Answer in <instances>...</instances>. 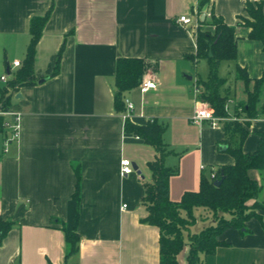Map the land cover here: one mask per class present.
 Segmentation results:
<instances>
[{
  "label": "crops",
  "instance_id": "0c3cea01",
  "mask_svg": "<svg viewBox=\"0 0 264 264\" xmlns=\"http://www.w3.org/2000/svg\"><path fill=\"white\" fill-rule=\"evenodd\" d=\"M247 1L260 2L264 15V0H0V76L7 80L26 57L31 19L47 14L34 47L31 82L14 90L7 108L10 122L19 117L17 136L11 138L8 125L0 131V217L14 221L0 239V264H159V228L144 220V183L152 181L149 162L157 152L124 130L125 101L123 109L114 103L117 59L148 62L141 81L157 84L146 91L132 87L123 100L133 104L131 122L155 118L165 124L162 137L172 151L164 163L177 169L168 177V194L179 201L184 192L199 190L202 175L233 163L223 144L239 141L238 133L225 129L229 120L215 126L191 120L197 107L208 105L198 97L197 81L206 79L208 64L194 57L195 32L213 27L200 22L212 13L236 29L235 56L218 68L224 78L220 93L231 112L245 98L236 66L251 79L264 76L262 42L237 26ZM181 14L191 15L192 24L180 23ZM15 60L21 64L14 66ZM222 68L242 86L238 100L226 89ZM249 120L241 142L246 152L257 146L264 112ZM124 158L139 173L121 175ZM247 173L261 185L249 201L264 202L263 173ZM254 211L242 228L223 229L215 250L200 254L201 264H264V209ZM200 216L201 229L216 222L205 210ZM62 225L79 234L70 255ZM186 235L179 264H187Z\"/></svg>",
  "mask_w": 264,
  "mask_h": 264
},
{
  "label": "trees",
  "instance_id": "16d2710c",
  "mask_svg": "<svg viewBox=\"0 0 264 264\" xmlns=\"http://www.w3.org/2000/svg\"><path fill=\"white\" fill-rule=\"evenodd\" d=\"M246 16H241L237 26L249 28L248 37L258 39L264 48V15L260 2L247 1ZM47 14L33 17L30 21L31 40L27 47L26 57L16 75L0 86V131L6 130L9 118L6 115L14 90L23 84L30 83L32 61L35 44L42 32ZM212 26L213 29L197 28L195 32L196 52L194 57L204 58L208 64L205 80L197 81L198 97L208 104L214 115L220 117H243L244 120H229L225 129L228 133H238L236 144L226 140L225 151L234 158L233 163L220 165L214 171V176L202 175L198 191H186L179 201H172L168 194V177L176 173L175 167L165 165V156L172 150L164 142L162 134L165 124L155 118L144 124H136L126 118L124 130L142 138L157 152L154 160L149 162L152 171V181L144 183V204L147 215L144 220L159 228V264H179L178 253L185 244L184 232L187 231V264H201L200 254L212 253L220 244L218 235L227 227L242 228L249 216L255 214V208H263L264 202L257 199L251 206L245 201L256 198L261 189L257 180L249 177L250 168L259 170L264 175V130L259 133L257 146L253 151H243L241 142L247 135L245 125L249 119L256 118L264 112V76L251 79L248 71L240 65L236 66L238 79L244 83L245 98L233 105L232 112L227 106V97L220 93L224 78L218 75V68L223 60L233 59L236 53V29L227 25L223 18L210 14L209 18L200 22ZM53 69L57 71L58 59ZM193 58V56H191ZM148 62L139 57H120L116 62L114 103L117 109L124 108L123 92L138 86ZM245 123V125H243ZM74 197L78 199L79 171ZM223 177L219 185L214 181ZM197 207H202L216 220L215 224L204 227L198 232L188 231L194 223ZM14 221L0 217V239L13 225ZM65 233L67 250L70 255L77 250L79 234L75 228L61 227Z\"/></svg>",
  "mask_w": 264,
  "mask_h": 264
},
{
  "label": "built area",
  "instance_id": "2783aa9c",
  "mask_svg": "<svg viewBox=\"0 0 264 264\" xmlns=\"http://www.w3.org/2000/svg\"><path fill=\"white\" fill-rule=\"evenodd\" d=\"M178 21L180 23L184 24V25H191L192 22H193V18H192L191 15L181 14L178 17ZM12 64L14 66H17V65H19L21 63L18 60H15ZM6 80H7V76L6 75H1L0 76V81L6 82ZM155 84H157V83L155 82L154 79L146 78V79H143L139 83L138 88L140 89V91H146L149 88L154 87ZM124 101H125L126 113L122 114V119L123 120L128 118L129 113L133 109V104H132V102L129 99L126 98ZM0 113H3V112H0ZM18 119H19L18 115H15L14 118H13V121L7 123L8 127L11 129V138L12 139H14L17 136V133H18V124H19ZM203 119L208 120L211 126H215L221 120H231V119H234V118L225 117V116H223V117L216 116V115H214L213 110L208 105L203 104L202 106L197 107L194 110V113L191 116V120L194 123H198L199 124ZM132 171H133V168H132L131 161L129 159H127V158L122 159L121 162H120L121 175L129 174ZM211 176L212 177L214 176V172H211Z\"/></svg>",
  "mask_w": 264,
  "mask_h": 264
},
{
  "label": "rangeland",
  "instance_id": "374dc122",
  "mask_svg": "<svg viewBox=\"0 0 264 264\" xmlns=\"http://www.w3.org/2000/svg\"><path fill=\"white\" fill-rule=\"evenodd\" d=\"M201 62H203V64H206V62H205L204 59ZM221 72L223 73V75H226L225 77H227V78L229 77V73L227 72L226 68L225 69L222 68V71ZM202 74H203V71L201 72V75ZM234 80L235 79H234L233 76H232V78H228L227 79V83H226L227 87H226V89H229L228 91L230 92V96L231 97H233L235 100H238V98L240 97V93H241V90H242L241 87L242 86L239 85L240 83L237 80H235V81ZM263 99H264L263 96H261V100H263ZM228 108L231 109V106L229 105ZM249 200L250 199H248V200L245 201V204L247 206H251L254 203V201L251 203V201H249ZM202 210H203L202 207H197L196 208V214H197V219L196 220L197 221L191 225L190 231H199L201 229V227L205 226V224L199 223L200 221L202 222V220H203V217L200 216V214L202 213Z\"/></svg>",
  "mask_w": 264,
  "mask_h": 264
},
{
  "label": "water",
  "instance_id": "95a60500",
  "mask_svg": "<svg viewBox=\"0 0 264 264\" xmlns=\"http://www.w3.org/2000/svg\"><path fill=\"white\" fill-rule=\"evenodd\" d=\"M204 17V15L202 16V18ZM132 168H133V170H135L137 173H139V170H138V168H137V166L136 165H133L132 164ZM222 180H223V177H221V178H219V179H217V180H215L214 181V185H219L221 182H222Z\"/></svg>",
  "mask_w": 264,
  "mask_h": 264
}]
</instances>
